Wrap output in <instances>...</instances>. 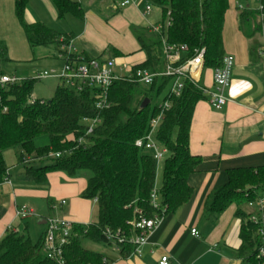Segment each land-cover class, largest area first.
I'll use <instances>...</instances> for the list:
<instances>
[{"label": "trees", "instance_id": "trees-1", "mask_svg": "<svg viewBox=\"0 0 264 264\" xmlns=\"http://www.w3.org/2000/svg\"><path fill=\"white\" fill-rule=\"evenodd\" d=\"M57 17L73 14L83 18V10L74 0H51ZM28 0H13L14 14L24 38L30 47L54 45L61 35L40 22L27 23L24 12ZM162 11V24L169 18V25L159 33L147 28L134 29L136 40L146 58L138 68L152 72L163 67L161 35L170 43H184L190 54L204 48V68L221 65L225 55L222 43L224 14L228 0H151ZM257 11L243 7L238 15L240 29L247 37L260 29ZM161 24V25H162ZM88 57V56H86ZM7 46L0 40V75L3 62L7 61ZM35 80L23 81L0 89V182L6 176L7 166L3 152L15 150L16 161L24 164L26 176L36 183L46 181L47 173L63 171L68 176H85L86 185L80 195L96 199L97 221L85 226L75 225V235L64 248L67 264H105L100 252L83 246L85 240L107 244L104 231L108 228L123 238L120 253L131 254L134 246L129 243L134 234L132 222L139 216L161 218L176 212L186 203L192 188L187 182L200 163V157L189 150V132L192 113L199 100H205L191 80H185L181 95L169 94L172 78L157 76L149 85L118 80L107 92L108 107L98 108L93 90L76 92L57 85L52 97L30 103ZM144 99L148 103L142 106ZM168 100L156 139L168 154L160 161L134 145L149 128L150 119L160 111V104ZM3 108H6L3 111ZM98 117L101 121L84 144L76 138L83 135V119ZM45 139L44 143L38 140ZM59 153L58 157L51 154ZM39 161L34 166L33 160ZM26 160H30L25 163ZM160 168L159 181L156 177ZM86 171L88 173H81ZM8 174V173H7ZM227 181L212 189L205 197L202 218L212 219L235 204V216L240 219V245L236 257L251 264H264V247L258 225L248 219L243 209L248 201L264 195V165L238 167L227 170ZM155 188L157 205L151 202ZM43 234L35 241L23 228H9L0 239V264H55L42 251Z\"/></svg>", "mask_w": 264, "mask_h": 264}, {"label": "crops", "instance_id": "crops-1", "mask_svg": "<svg viewBox=\"0 0 264 264\" xmlns=\"http://www.w3.org/2000/svg\"><path fill=\"white\" fill-rule=\"evenodd\" d=\"M74 1L83 10L82 19L69 13L58 18L51 0H28L24 20L40 22L62 36L68 35L74 49L84 56L125 57L136 65L145 60L133 29L161 25L162 11L158 6L152 5L145 12L142 0L122 9L116 6V0ZM240 6L251 7L248 0H228L222 29L224 54L234 57L231 85L226 93L231 99L219 110L199 100L192 113L189 150L200 157V163L187 178L192 188L189 200L176 212L159 219L137 255L124 257L121 247L89 241L87 248L100 252L105 264H158L163 254L170 256V264H251L235 255L240 245V219L235 216V204L212 219L202 218L206 195L227 181L228 169L264 165V37L260 29L250 37L241 31ZM10 26L22 31L13 0H0V40L4 41ZM211 75V68H204L199 83L211 85ZM8 150L3 157L11 184L0 187V239L9 228H24L35 241L43 234L47 217L66 219L74 226L97 221L96 202L80 195L86 185L85 176L70 177L63 171H51L45 182H33L26 176L24 164L17 163L15 150L7 159ZM31 164L38 165L39 161L35 159ZM156 177L159 181L160 168ZM21 208L30 209L32 215L19 217L17 211ZM243 209L246 213L251 211L247 205ZM192 229L197 235L191 233Z\"/></svg>", "mask_w": 264, "mask_h": 264}, {"label": "built area", "instance_id": "built-area-1", "mask_svg": "<svg viewBox=\"0 0 264 264\" xmlns=\"http://www.w3.org/2000/svg\"><path fill=\"white\" fill-rule=\"evenodd\" d=\"M136 0H116V6L120 9L130 6ZM259 8L256 9L257 17L260 24L261 34L264 37V0H257ZM241 7V6H240ZM242 8V7H241ZM151 9L150 5H145V12ZM169 18L162 25H151L149 32L159 33L161 27L166 28L169 25ZM161 46L163 55V67L159 71L152 72L145 68H138L136 64H132L125 57H86L78 53L71 44V41H66L63 37L59 38V44L56 48V58L60 59L62 66L60 72L54 73L51 71L37 72L34 77H29L32 80H40L46 77H54L59 79L61 86L72 89L76 92L84 91L85 89L93 90V98L95 99L98 108L108 107L107 92L111 84L118 80L134 81L143 85H149L157 76L172 78L169 94L173 97H178L184 87L185 80H191L197 84L202 94L205 96V101L210 107L219 110L231 99L227 96V90L231 85L232 72L234 68V57L230 54H225L222 58L221 65L211 68V85L205 86L199 83L200 75L204 69V48H199L190 54L188 46L184 43H170L166 40L165 35H161ZM264 53V41L261 45ZM25 78L17 75L2 74L0 75V89L8 85H13L23 81ZM42 99H36L32 94L28 97V101L33 103ZM170 105L168 100L160 104V111L153 116L149 121L148 131L141 137L134 140V145L149 153L156 163L168 154L167 148L156 139L157 129L163 120L164 110ZM6 108H3L5 111ZM98 117L83 119V135L76 138L78 144H84L86 139L93 129L100 123ZM261 129L264 133V109L262 110ZM51 157H58L59 153L51 154ZM30 160H26L27 163ZM3 184H11V181L6 173V176L0 182V187ZM96 202V199L94 198ZM151 202L154 206L157 205V195L155 188L152 190ZM65 201H61L64 204ZM247 207L251 209L248 213V219L259 227V234L264 240V195L256 197L254 200L247 202ZM17 215L21 218L32 215V211L27 208L18 209ZM159 217L153 216L147 218L139 215L133 222L132 228L134 234L129 240V243L134 246L133 254H139L140 248L147 242L148 234L153 230L159 221ZM46 228L43 232L42 251L47 259L55 264H67L64 258V248L70 243L71 238L75 235L73 231L74 224L62 218L47 217L45 220ZM193 235H197L195 229L191 230ZM109 243L121 247L123 244L122 236L115 234L110 229L104 231ZM264 254V247L259 248L258 255ZM158 264H170V256L163 254L158 260Z\"/></svg>", "mask_w": 264, "mask_h": 264}, {"label": "rangeland", "instance_id": "rangeland-1", "mask_svg": "<svg viewBox=\"0 0 264 264\" xmlns=\"http://www.w3.org/2000/svg\"><path fill=\"white\" fill-rule=\"evenodd\" d=\"M248 1L251 6L250 8H259V2L257 0ZM142 2H144V4L150 5V7H152L153 5L151 0H142ZM2 12L4 15L5 11ZM3 40L5 41V44L7 46L8 60L2 63L1 69L6 74L17 75L21 78H29L34 77L37 72L42 71H47L48 73H50L51 71H54V73L60 72L62 62L60 59L56 58V49L54 45H49L47 47H30L26 43L21 29L19 32H17L11 26L9 27L7 33H5ZM103 57L107 58V55L105 54V56ZM59 84V79L54 77H46L40 80H36L32 86L31 94L36 99L47 101L52 97L56 86ZM38 142L44 143L45 139L42 138L38 140ZM12 155L13 151L8 150L6 154L7 159L9 158V156L12 158ZM81 173L88 172L83 171ZM27 234H31L32 236V233L30 232H27ZM31 238L34 239L35 237L33 236ZM87 245H90L89 241H85V244H83V246L86 248Z\"/></svg>", "mask_w": 264, "mask_h": 264}, {"label": "water", "instance_id": "water-1", "mask_svg": "<svg viewBox=\"0 0 264 264\" xmlns=\"http://www.w3.org/2000/svg\"><path fill=\"white\" fill-rule=\"evenodd\" d=\"M148 102H149L148 99H144L142 106H145Z\"/></svg>", "mask_w": 264, "mask_h": 264}]
</instances>
